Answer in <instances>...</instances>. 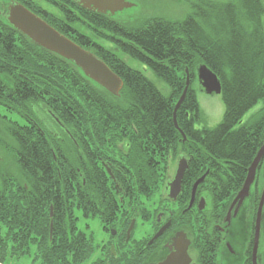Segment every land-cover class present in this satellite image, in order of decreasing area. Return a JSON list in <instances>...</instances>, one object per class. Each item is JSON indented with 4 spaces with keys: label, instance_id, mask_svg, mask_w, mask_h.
I'll list each match as a JSON object with an SVG mask.
<instances>
[{
    "label": "trees",
    "instance_id": "1",
    "mask_svg": "<svg viewBox=\"0 0 264 264\" xmlns=\"http://www.w3.org/2000/svg\"><path fill=\"white\" fill-rule=\"evenodd\" d=\"M70 5L78 9L72 0ZM44 20L64 36L70 29L75 31L71 40L101 59L121 78L123 86L119 96H113L72 63L21 34L18 39L7 26L0 29V108L17 118L0 115V130L5 135H0V152L12 158L20 178L2 166L0 182L11 183V187L0 199V264L18 259L21 251L33 252L40 264H81L91 256L92 239L77 231L73 213L79 193L86 194V205L111 200L104 196L105 180L98 173L95 177L94 171H87L82 185L76 172H81V158L71 141L81 146L82 127L99 126L103 129H86L89 135L93 133L90 140L115 148V133L132 134L130 126L138 125L148 127L149 141H176L180 135L172 115L185 86V70L189 86L176 112V122L186 141L197 143L198 176L207 168H217L243 179L264 142L262 0H196L179 20L156 17L122 21L85 9L80 10V18L69 13L66 19L60 15L59 19ZM101 41L111 46H103ZM119 53L145 66L169 94L163 95ZM200 64L210 69L221 85L224 112L214 128H195L201 119L193 88ZM256 105L258 109L243 121ZM49 113L68 129L70 138L52 136L45 128L43 116ZM138 140L142 138L130 137L128 142ZM124 159L126 170L131 159ZM51 206L53 217L49 218ZM66 209L69 214L65 218Z\"/></svg>",
    "mask_w": 264,
    "mask_h": 264
},
{
    "label": "flooded vegetation",
    "instance_id": "2",
    "mask_svg": "<svg viewBox=\"0 0 264 264\" xmlns=\"http://www.w3.org/2000/svg\"><path fill=\"white\" fill-rule=\"evenodd\" d=\"M72 1L78 9L71 7L70 0H53V3L45 0H0V29L4 26L12 29L5 20L11 3H20L26 8L28 4L31 9L35 8L28 9L32 13L39 12L37 16L43 20L59 19L60 15L66 19L69 13L80 18V10L84 7L81 8L77 0ZM125 1L135 5L136 2L141 3V0ZM85 4H91V1H84ZM88 10L95 9L90 7ZM104 16L114 18L109 13H104ZM140 20L147 19L136 21ZM14 32L19 39V33ZM75 36L76 32L70 29L66 37L71 39ZM43 117L41 120L47 122L44 126L52 136L64 134L71 137L68 129L57 124L53 115L49 113ZM90 128L103 129L83 126L81 146L71 141L81 158V172L79 169L76 172L82 179V185L87 171H94L95 177V173L102 176L105 180L104 196L111 201L86 205V194L79 193L78 206L73 210L77 223L80 216L83 219L97 218L100 222L97 233L92 236L97 241V249L88 261L81 264H161L177 252V247L181 249L184 246L188 264H264V157L255 171L248 194L239 202L234 199L244 185L249 166L243 179L218 172L217 168L212 171L207 168L198 176L197 143L182 141L180 134L176 141L152 142L148 140L147 126H130L133 131L130 137L142 140L112 148V145L92 142L90 136L93 138V133L89 135L86 131ZM166 145L170 147L164 148ZM123 156L131 159L126 170L123 167L126 163L121 160ZM182 160L187 167L177 188L174 181ZM89 163H94V166ZM3 169L0 165V171ZM204 174L203 183L193 193L194 183ZM200 186L203 188L199 189ZM10 187L11 183L6 185L1 180L0 199ZM24 187L27 188L26 185ZM50 208L52 206L48 217L52 218L53 209L50 216ZM87 211L89 215L85 216ZM65 214L64 217H68V209ZM77 223V231L88 236L95 233V230H80Z\"/></svg>",
    "mask_w": 264,
    "mask_h": 264
},
{
    "label": "water",
    "instance_id": "3",
    "mask_svg": "<svg viewBox=\"0 0 264 264\" xmlns=\"http://www.w3.org/2000/svg\"><path fill=\"white\" fill-rule=\"evenodd\" d=\"M79 5L85 9L93 7V12L104 15H114L117 12H121L124 9L131 8L133 4L126 2L125 0H89L91 4H85L87 0H77ZM92 9V8H91ZM5 20L9 27L23 35L30 42L36 46L57 55L60 58L72 63L76 66L83 75L95 84L106 90L113 96H119V92L122 89L123 82L101 59L95 56L92 52L87 51L76 43L60 34L53 27L47 24L40 17L26 9L19 3H11L8 7L7 15ZM186 72V81L184 89L178 98L174 109H173V125L182 136V141L186 140L184 133L178 127L176 122V112L180 108L189 86V77ZM196 77L200 91L207 95H218L221 93V85L217 76L208 69L205 65L200 64L196 68ZM57 124L58 120L54 118ZM264 157V142L257 150L251 164L247 169V175L244 185L240 192L237 194L234 201L239 200L241 202L243 198L248 194V188L251 184L255 171ZM1 160V157H0ZM187 165L185 160H182L177 168L174 186H179V182L183 176L184 170ZM206 174L202 175L193 186V193L197 187L203 183ZM52 208H50V216H52ZM52 232V222H50V234ZM188 257L186 252V246L181 249L177 247V252L172 253L163 263L161 264H188Z\"/></svg>",
    "mask_w": 264,
    "mask_h": 264
},
{
    "label": "rangeland",
    "instance_id": "4",
    "mask_svg": "<svg viewBox=\"0 0 264 264\" xmlns=\"http://www.w3.org/2000/svg\"><path fill=\"white\" fill-rule=\"evenodd\" d=\"M134 1V0H132ZM188 0H141L139 2H136L137 4H133V7L124 9L121 12H117L114 14V18L122 21H136L137 19H149V18H165V19H180L182 18L186 12L189 10L190 4L192 3L193 0L188 1ZM219 2H224L226 0H216ZM263 5H264V0ZM135 2V1H134ZM132 4V3H131ZM103 46H111L110 43H107L105 41L99 42ZM113 47V46H112ZM120 57L122 60L126 61V64L132 67L133 69L141 72L146 78H148L151 82L154 83V85L157 86L158 90L163 94V95H168L169 90L164 86V84L155 77V75L149 71L145 66L142 64L131 60L129 57L119 53ZM186 81V78H185ZM196 91V98L199 104L200 112H201V119L195 124V128L200 129L202 127H208V128H214L217 126L223 116L224 112V104L222 101V96L221 94L218 95H207L203 92L200 91L198 82L193 86ZM259 105H256L254 108H252L243 118V121H245L253 112H255L258 109ZM0 115H7L3 108H0ZM9 119L12 120H17L15 116H10L7 115ZM1 121V120H0ZM0 128H1V122H0ZM0 135L5 136L2 134V131L0 130ZM116 137L118 138L115 141V145L117 147L123 146L126 142L129 141L131 132H124L122 133L121 131H118L115 133ZM121 137V138H120ZM1 157L3 159V167L7 169L8 171L11 172L12 175H14L18 180H20L18 172H17V167L15 166L14 161L12 158L4 152H0ZM124 157V156H123ZM122 162H124V158L121 159ZM78 228L84 232H87L88 230L94 231L95 233H90V236L86 235L90 239H92V243L94 246L93 252L97 249V241L93 240L92 236L93 234H96L98 231V227L100 225L99 220L96 219H83L80 216V219L77 223ZM88 226V227H87ZM22 254L18 259H14L12 262L9 264H40L39 260H35L34 258V253L33 252H25L21 251ZM28 255V256H25ZM9 258V257H7ZM89 260V259H88ZM87 260V261H88ZM86 261V262H87Z\"/></svg>",
    "mask_w": 264,
    "mask_h": 264
},
{
    "label": "bare ground",
    "instance_id": "5",
    "mask_svg": "<svg viewBox=\"0 0 264 264\" xmlns=\"http://www.w3.org/2000/svg\"><path fill=\"white\" fill-rule=\"evenodd\" d=\"M260 148V147H259Z\"/></svg>",
    "mask_w": 264,
    "mask_h": 264
}]
</instances>
